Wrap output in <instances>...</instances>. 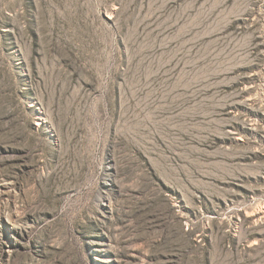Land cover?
<instances>
[{
    "label": "rangeland",
    "instance_id": "1",
    "mask_svg": "<svg viewBox=\"0 0 264 264\" xmlns=\"http://www.w3.org/2000/svg\"><path fill=\"white\" fill-rule=\"evenodd\" d=\"M0 264H264V0H0Z\"/></svg>",
    "mask_w": 264,
    "mask_h": 264
}]
</instances>
